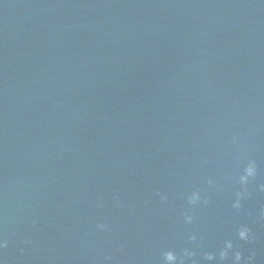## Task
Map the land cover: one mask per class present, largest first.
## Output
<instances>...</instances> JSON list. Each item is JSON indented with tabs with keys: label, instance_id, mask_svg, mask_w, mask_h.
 Wrapping results in <instances>:
<instances>
[{
	"label": "water",
	"instance_id": "water-1",
	"mask_svg": "<svg viewBox=\"0 0 264 264\" xmlns=\"http://www.w3.org/2000/svg\"><path fill=\"white\" fill-rule=\"evenodd\" d=\"M261 185L264 0H0V264H264Z\"/></svg>",
	"mask_w": 264,
	"mask_h": 264
},
{
	"label": "clouds",
	"instance_id": "clouds-1",
	"mask_svg": "<svg viewBox=\"0 0 264 264\" xmlns=\"http://www.w3.org/2000/svg\"><path fill=\"white\" fill-rule=\"evenodd\" d=\"M256 164L253 161H249L243 168L242 174L239 176V184L240 185H246L249 183V181L256 175ZM211 183V181H209ZM260 190L264 191V185L260 186ZM242 198V193L236 194V199L234 200L232 207L234 209L240 208V200ZM161 201H164L167 199L166 196L161 195L160 197ZM207 203L206 200L201 201V196L198 191H193L190 196L187 197V203L189 205H195L197 203ZM260 216L261 218H264V208L260 210ZM184 220L185 223H191L192 222V216L188 214H184ZM108 227L107 224H99L97 225V228L100 231L106 230ZM237 237L241 241H249L252 239V234L250 232V229L246 226H240L236 233ZM189 241H194L196 238L195 236H190ZM7 247V242L4 240H0V249H3ZM231 254V256H229ZM195 256V253L189 249H184L182 254L178 256L173 251H165L162 253V260L163 264H186L187 261H192L193 257ZM231 259V264H241L242 255L238 248H234L233 242L231 240H225L223 243L222 248H220L215 255L212 253H204L201 257L202 261L208 262V264H211L214 260H219L220 262H223L227 259ZM253 261V254L250 253L244 260V264H252Z\"/></svg>",
	"mask_w": 264,
	"mask_h": 264
}]
</instances>
